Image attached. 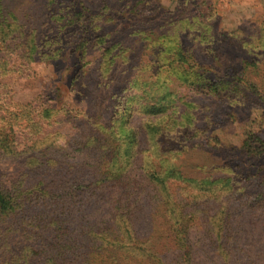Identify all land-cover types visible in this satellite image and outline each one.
<instances>
[{"label":"trees","instance_id":"trees-1","mask_svg":"<svg viewBox=\"0 0 264 264\" xmlns=\"http://www.w3.org/2000/svg\"><path fill=\"white\" fill-rule=\"evenodd\" d=\"M210 1L175 0L176 7L172 15L179 16L165 24L170 27L169 29L161 27L155 39L173 40L172 28L181 32L179 36L185 31L191 32L193 27H202L203 31L209 30L208 23L213 17L207 10V7L210 9L208 4ZM119 2L120 0H113L111 7L118 5ZM93 3L94 0L88 2L0 0L1 74L6 76L10 73L8 62L2 54L10 50L8 44L17 41V44H13L15 49L13 51H18L19 58L28 66L37 63H56L68 56L69 59L75 60L78 66L73 78L75 83L79 82L81 85L78 75L91 71L97 73L99 78L104 77L99 62L94 68L89 66L91 62L87 61L94 46V43L91 46L86 45L90 41L89 38L93 37L88 31L81 35L85 40L76 43L69 51H66L68 44L63 39L64 31L81 19L85 20L91 15L104 16V9H108L105 4L103 9L96 7L94 9ZM186 11L190 12L188 16L184 15ZM163 28L166 31H163ZM262 31L263 54L260 57L264 59V28ZM204 34L205 32H202L201 37ZM209 34L212 35L211 31ZM178 40L180 41L178 49L175 47V50H178L177 58L170 61L168 68L174 70L175 75L177 73L191 76V81L185 80L188 84L186 89L197 91L205 97L211 96L216 102H222V106L223 103H227V112L249 103L250 99L254 100L252 103L255 113L244 111L241 113L247 128L239 151L243 156L256 158L259 163L256 166L254 164L246 166L244 171H241L239 182L236 180L234 168L230 169L227 166L218 167L216 175L203 177L188 175L184 172L183 162L179 156L184 154L185 150L190 151V148L173 151L160 150L159 147L153 150L152 156L144 157V153L139 154L141 151L136 152L139 141L134 129L128 128L124 129L122 134L118 133L116 126L118 120L106 119L108 117L105 116L102 106L93 103L90 121L88 124L82 122L80 126H83L68 142V148L72 152L87 156L92 162L67 164L61 160L58 152L57 131L55 129L48 131L50 125L46 124L54 121L59 110L46 109L44 119L37 121L17 120V114H10L14 118L5 119V124L0 129V154L11 157L19 155L18 149L22 148V143L17 141V133H21V128L25 124L24 128L28 133L25 131L24 133L29 138L33 136L34 140L30 139L31 143L24 144L22 152L31 153L26 159V165L29 172L40 180L30 183L21 178L9 188L0 185V253L14 256L8 235L20 234L35 243V247L46 243L45 248L49 252L47 264H73V253L79 245L75 224L82 219H88L87 223H92L94 220L107 218L114 223L119 221L117 225L123 231L112 232V236L109 233L105 240L100 235L108 230L101 231L99 226L94 227L96 230L86 229L84 231L86 237L101 241L99 247L89 250V254L103 258L100 264L103 262L116 264L132 253L140 254L133 258L145 260L146 256L141 255L142 247L138 246L135 238L136 232H133L130 224L138 220L139 206L136 207V198L142 186L153 193V205L158 213L162 214L168 224L177 225L176 227L185 225L186 219L190 217L185 210L187 203L179 202L175 194L181 186L192 194L196 192L194 193L196 195H192V201L199 200L204 207L211 205L217 207L221 204L218 206L217 215L215 213L212 218L219 224L223 223L224 230L229 231L228 225L239 211L264 212V136L258 123V119L264 118V65L257 57L238 58L219 49L210 50L204 59H200L188 51L182 38ZM242 46L250 47V43H242ZM112 50L115 59L112 65L116 63L117 67L120 61L128 63L129 53H134V49L123 48L120 44L109 47L107 51ZM82 60L86 63L82 64L80 62ZM109 71L108 67L106 72ZM74 81L72 86L77 85V83L74 85ZM143 84L147 86V83ZM86 93L89 92L83 94ZM179 95L181 96L180 93ZM141 102H144L141 113L148 117L150 122L146 124L145 132L151 141L173 130L166 127L168 124H163L166 120L178 122L181 128H184L182 132L185 134L189 130L192 132L194 117L188 108L183 109L185 105L177 92L158 86L154 91L151 90V94L146 92ZM190 106L193 107L191 104ZM43 121L46 123H42ZM31 128L35 133H32ZM54 175H60L58 183L49 180ZM104 204L112 209L106 211V218H103L102 212ZM13 221L17 222L15 226L12 224ZM123 235L135 243L123 240ZM187 236L186 230L182 231L181 227L175 235L181 257L189 261L190 247ZM37 254L32 247H24L18 253L20 256L16 255L4 264H25L28 257ZM86 256L85 253H80L75 260H78V264H87ZM95 262L97 263V260Z\"/></svg>","mask_w":264,"mask_h":264},{"label":"rangeland","instance_id":"rangeland-1","mask_svg":"<svg viewBox=\"0 0 264 264\" xmlns=\"http://www.w3.org/2000/svg\"><path fill=\"white\" fill-rule=\"evenodd\" d=\"M112 2L113 0H94V9L95 7L103 9L104 4L108 8L104 9V16L91 15L85 20L81 19L68 27L63 37L68 44L66 51H69L76 43L85 40L81 36L84 31L93 36H89L90 41L86 43L88 46L94 43L87 61L91 62L89 66L94 68L96 63H100L104 76L102 78L91 71L78 75L81 85L76 82L77 85L72 86L78 68L75 60L67 56L56 63H37L28 66L19 58V52L13 51L15 50L13 44H17V41L8 44L10 50L4 52L2 56L8 62L10 73L5 76L1 74L0 68V129L5 124V119L14 118L10 114H17V120L37 121L44 117L46 109L56 108L59 114L54 121L42 123L50 125L48 131L51 129L57 131L59 135L57 151L61 160L67 164H90L92 160L72 152L68 148V142L83 126H80L82 122L88 124L92 116L91 106L97 103L102 106L105 116L108 117L106 119L118 120L116 121L118 133L122 134L124 129H134L139 141L136 152L141 151L140 155L144 153V157H150L153 150L159 147L160 150L173 151L190 148V151L185 150V153L179 156L185 173L196 177L216 175L218 167L227 166L230 169L234 168L236 180L239 182L241 171H244L246 166L252 164L256 166L259 163L256 158L243 156L239 151L247 128L241 113L242 111L255 113L252 103L254 100L250 99L249 103L227 112V103H223L222 106V102L219 104L211 96L205 97L197 91L186 89L188 84L185 80L191 81V76L177 73L176 76L175 71L168 68V65L177 58L178 50H175V47L178 49L180 42L178 39L181 38L188 51L200 59H204L210 50L219 49L238 58L257 57L264 65V59L260 57L263 54L261 33L264 28V0H211L208 3L210 9L207 7L208 12L213 15L208 23L209 30L203 31L202 27H193L191 32L184 30L185 33L179 36L181 32L172 28L173 40L155 37L161 31V27L169 29L170 27L165 24L179 16L172 15L176 7L175 0H120L118 5L111 7ZM189 14L190 12L186 11L184 15ZM165 28L162 30L166 31ZM210 31L212 35L209 34ZM202 32H205L203 37ZM139 38L142 41H139ZM137 41L139 42L136 43ZM242 43H250V47L243 48ZM117 44L123 48L134 49V53H129V62L120 61L118 67L116 63L112 65V62H115L113 50L107 51L109 47ZM80 62L86 63L83 60ZM108 67L110 71L106 72ZM76 83L74 81V85ZM143 83H147V86ZM143 86L145 88H142ZM158 86L167 87L182 98L185 105L183 109L188 108L194 117L192 129L190 128L192 132L189 130L185 134L182 132L184 128H181L178 122L166 120L163 124H168L166 127L173 130L165 132L154 141L147 136L145 126L150 122L148 117L141 113V106L144 105L141 101L146 92L151 94V90L154 91ZM85 92L89 93L83 94ZM263 119H258V123L264 136ZM24 127L25 124L21 128V133H17V141L22 143V148L18 149L19 155L11 157L0 154V185L6 188L21 178L30 183L40 180L29 172L26 165V159L31 153L22 152L23 145L31 143L30 139L34 140L33 136L27 137L28 130ZM32 133H35L34 129ZM59 176L54 175L49 180L58 183ZM175 194L179 202L187 203L185 210L190 216L186 219L185 225L178 227L168 224L162 214L154 208L153 193L148 188L142 186V190H138L136 198V207L139 206L138 220L130 224L133 232H136L138 246L142 247L141 255L146 256V259L133 258L140 254L132 253L116 264H264V212L239 211L228 225L230 227L228 231L224 230L223 223L219 224L212 218L215 213L217 215L218 206L221 204L217 207L214 205L204 207L199 200L192 201V192L184 190L183 186L179 187ZM104 206L102 212L103 218H106V211L112 209L109 205ZM87 221L88 219H82L75 224L79 245L73 253V264H78V260L75 259L80 253L87 255V264H100L103 260L98 255L89 254V250L99 247L101 241L86 237L84 235L86 229L93 230L99 226L101 231L108 230L100 235L105 240L109 233L112 236V232L123 231L117 225L119 221L114 223L107 218L97 219L92 223ZM12 224L15 226L17 222L13 221ZM180 227L188 234L189 261L181 257L178 240L175 237ZM123 240L134 242L125 235ZM8 241L12 253L15 254L12 257L20 256L18 253L22 248L32 247L38 254L28 257L25 264H47L49 252L45 248V242L44 246L35 247V243L27 240L26 236L12 233L8 235ZM12 257L0 253V264H4Z\"/></svg>","mask_w":264,"mask_h":264}]
</instances>
